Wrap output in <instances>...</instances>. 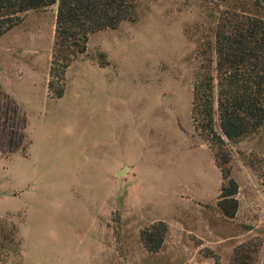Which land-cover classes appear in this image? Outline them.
<instances>
[{
    "label": "rangeland",
    "instance_id": "obj_1",
    "mask_svg": "<svg viewBox=\"0 0 264 264\" xmlns=\"http://www.w3.org/2000/svg\"><path fill=\"white\" fill-rule=\"evenodd\" d=\"M56 10L22 13L0 38V106L17 103L29 141L0 150V264H232L247 242L264 264V125L231 141L216 114L213 141L192 118L203 42L224 12L264 20V0H137L134 22L90 36L60 99ZM157 221L169 232L151 253L141 233Z\"/></svg>",
    "mask_w": 264,
    "mask_h": 264
},
{
    "label": "trees",
    "instance_id": "obj_2",
    "mask_svg": "<svg viewBox=\"0 0 264 264\" xmlns=\"http://www.w3.org/2000/svg\"><path fill=\"white\" fill-rule=\"evenodd\" d=\"M53 6L57 10L48 89L51 97L60 99L65 94L67 71L86 53L90 36L118 29L125 21L134 22L138 12L137 0H0V38L21 23L20 14ZM199 59L192 108L195 126L214 141L218 114L221 130L231 141L258 131L264 125V20L222 13L215 41L203 42ZM3 96L6 103L0 106V150L4 147L14 153L29 142L28 118L9 95ZM211 143L221 149V142ZM223 176L228 183L222 188L218 205L231 219L239 208V185L229 171ZM168 232L166 222L153 223L141 233L145 248L158 252ZM259 248L255 242L238 246L231 263L254 264Z\"/></svg>",
    "mask_w": 264,
    "mask_h": 264
},
{
    "label": "water",
    "instance_id": "obj_3",
    "mask_svg": "<svg viewBox=\"0 0 264 264\" xmlns=\"http://www.w3.org/2000/svg\"><path fill=\"white\" fill-rule=\"evenodd\" d=\"M128 169L127 168H124L123 170L120 171V174L123 175L125 173H127Z\"/></svg>",
    "mask_w": 264,
    "mask_h": 264
}]
</instances>
